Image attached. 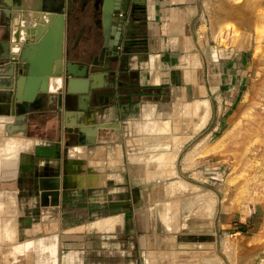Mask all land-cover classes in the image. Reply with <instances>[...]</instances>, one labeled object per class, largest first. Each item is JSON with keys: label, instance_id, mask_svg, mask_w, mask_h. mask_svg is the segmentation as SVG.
Returning a JSON list of instances; mask_svg holds the SVG:
<instances>
[{"label": "crops", "instance_id": "1", "mask_svg": "<svg viewBox=\"0 0 264 264\" xmlns=\"http://www.w3.org/2000/svg\"><path fill=\"white\" fill-rule=\"evenodd\" d=\"M67 3L0 0V123L23 137L12 145L9 138L0 143V156L10 157L0 164V181L5 184L1 188L20 191L23 174L30 170L33 186H38L41 175L59 177L58 195L48 194L43 200L39 193L32 195L55 217V211L66 212L63 206L75 198L85 205L84 218L68 223L60 216L54 230L57 239L56 235L46 243L38 239L54 264H139L137 252L143 249L146 254L147 245L160 238L161 223L171 232L185 225L178 219L180 210L171 206L159 212L158 204L173 200L153 196V177L147 175L183 171L185 143L199 138L203 129L202 139L213 138L217 124L227 119L228 115H217L219 120L208 126L215 118L210 99L238 92L254 59L246 44L234 43L231 37L221 40L226 29L220 33L215 23L240 21L226 12L225 4L216 19L201 0H145L140 5L146 50L128 51L125 30L119 49L107 55L111 50L104 48L101 2ZM41 10L67 14L60 47L63 62L53 66L56 70L62 65L63 73L49 76L47 91L25 113H12L11 107L17 106L5 101L12 84L9 72L14 69L15 77L20 68L11 61L16 52L9 47V38L24 12ZM64 61H70L66 71L72 73L67 74ZM85 69L84 76L78 75ZM70 76L73 81L68 84ZM52 77L59 82L53 83ZM169 145L174 149L172 159L182 153L175 167L167 163ZM137 186L139 194L131 197V188ZM5 196L4 204L19 203V196ZM108 206L115 209L104 210Z\"/></svg>", "mask_w": 264, "mask_h": 264}, {"label": "rangeland", "instance_id": "2", "mask_svg": "<svg viewBox=\"0 0 264 264\" xmlns=\"http://www.w3.org/2000/svg\"><path fill=\"white\" fill-rule=\"evenodd\" d=\"M201 2L210 14L215 12L216 19L224 11L221 4H225L226 12L231 16L240 19L215 24H218L222 34L226 29V35L221 36V40L231 37L234 43L246 44V52L254 61L238 92L231 93L232 97L229 93H221V99L218 96L210 99L209 105L215 111L212 114L215 118L208 126L212 127L215 120H219L217 115H228L227 119L217 124L213 138L202 139L203 129L199 138H191L185 143L183 171L175 170L169 174L168 171H154L147 175L153 177V196H169L173 200H169L168 204H158L159 212L172 206L176 212L180 210L182 217L178 219L185 225L171 232L164 229L161 223L160 238L147 245L146 254L143 249L137 252L138 262L264 264V0ZM242 23H246L244 27ZM216 41L215 38L213 42ZM170 126L176 128L174 124ZM20 136L13 128L8 127L6 131L0 123V143L9 138L12 145L22 140ZM167 151L168 166L172 163L175 167L182 153L174 156L173 160L174 149L169 145ZM0 158V164L10 161L9 156L1 155ZM25 168L22 169L28 170ZM23 178L21 189L16 193V187L9 188V191H5V187L2 189L5 184L0 181V264H52L46 248L41 246L42 242L38 244V239L43 238L44 243L53 235L57 239L54 230L59 227L60 216L63 222L77 221L87 216V209L79 198H75L72 203L63 206L62 210L66 212L60 214L59 210L55 211V217L53 211H48L47 205L34 202L32 195L40 194V189L33 186L30 170L23 174ZM2 192L19 196V203L4 204L7 198L2 196ZM138 194V186L131 188V197L135 198ZM39 198L42 199L41 196ZM164 235L166 237L163 238Z\"/></svg>", "mask_w": 264, "mask_h": 264}, {"label": "water", "instance_id": "3", "mask_svg": "<svg viewBox=\"0 0 264 264\" xmlns=\"http://www.w3.org/2000/svg\"><path fill=\"white\" fill-rule=\"evenodd\" d=\"M145 0H97L101 2L102 18L104 24V48L111 50L109 54H115L122 42L124 31L125 34L124 45L127 46L131 39V31L138 25L137 21L128 20V15L133 17L136 3H143ZM71 0H68L67 5H71ZM11 16V12H9ZM46 15L47 19L44 18ZM66 12L41 10L37 12L35 23L25 26L24 36L20 34V25L15 22V28L9 38V47L12 48L17 44V51L12 56L11 61H17V70L19 72L14 76V69L9 72L12 76V84L9 87L11 90L7 93L6 102L9 106H17V109L11 107V112L16 114L25 113L28 107L32 106V102L41 98L44 92L47 91V81L49 76L62 75L63 69L61 67L56 70L53 69L54 64L62 61V53L60 50L63 42L65 31ZM34 18V17H33ZM10 21L7 23L11 25ZM143 23V21H141ZM108 33L111 37L108 36ZM105 50V49H104ZM103 55V51L101 53ZM16 59V60H15ZM60 60V61H59ZM70 61H64L65 71L69 70L68 65ZM67 72V71H66ZM86 69L78 74L84 76ZM72 73L67 72V74ZM75 75V74H73ZM77 75V74H76ZM73 77H68V84L73 81ZM69 89V88H68ZM38 187L40 189V196L58 195L59 194V177L41 175L38 177ZM47 181H52L50 185Z\"/></svg>", "mask_w": 264, "mask_h": 264}, {"label": "trees", "instance_id": "4", "mask_svg": "<svg viewBox=\"0 0 264 264\" xmlns=\"http://www.w3.org/2000/svg\"><path fill=\"white\" fill-rule=\"evenodd\" d=\"M137 12V11H135ZM135 19H143L144 17V9L135 13L133 15ZM142 24H139L135 27L134 30L131 31V39L127 45L128 51H144L146 50V36L144 34V29Z\"/></svg>", "mask_w": 264, "mask_h": 264}, {"label": "bare ground", "instance_id": "5", "mask_svg": "<svg viewBox=\"0 0 264 264\" xmlns=\"http://www.w3.org/2000/svg\"><path fill=\"white\" fill-rule=\"evenodd\" d=\"M36 14H37V12L35 11V12H24L21 16H20V18H18L17 19V21H15V22H17L19 25H20V34L22 35V37L24 36V30H25V26L27 25L26 23H28V24H33V23H35V17H36ZM34 17V18H33ZM44 18L45 19H47V17H46V15L44 16ZM12 49L14 50V51H17V44H14L13 46H12ZM100 77V76H99ZM102 77V76H101ZM98 78V77H97ZM102 79V78H101ZM100 79V80H101ZM51 80H52V82L54 83H58L59 82V79L57 78V77H52L51 78ZM54 80V81H53ZM6 108H8V103L6 104ZM23 120V119H22ZM17 164V160H16V163H15V165Z\"/></svg>", "mask_w": 264, "mask_h": 264}, {"label": "flooded vegetation", "instance_id": "6", "mask_svg": "<svg viewBox=\"0 0 264 264\" xmlns=\"http://www.w3.org/2000/svg\"><path fill=\"white\" fill-rule=\"evenodd\" d=\"M135 6H136L135 11H137V12L134 11V12H133V15H134L135 13H138L139 11L142 12V10H143V7L140 5V3H136ZM132 20H133V21H137V22H138V25H139V24H142L141 21H143L144 18H143V19H135V18L132 17ZM138 25H137V26H138Z\"/></svg>", "mask_w": 264, "mask_h": 264}]
</instances>
